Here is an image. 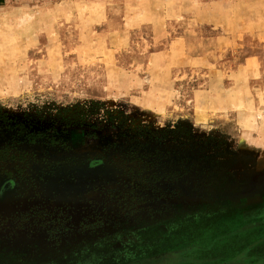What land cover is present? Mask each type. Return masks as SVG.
Masks as SVG:
<instances>
[{
    "label": "rangeland",
    "instance_id": "rangeland-1",
    "mask_svg": "<svg viewBox=\"0 0 264 264\" xmlns=\"http://www.w3.org/2000/svg\"><path fill=\"white\" fill-rule=\"evenodd\" d=\"M0 239L264 264V0H0Z\"/></svg>",
    "mask_w": 264,
    "mask_h": 264
},
{
    "label": "flooded vegetation",
    "instance_id": "flooded-vegetation-1",
    "mask_svg": "<svg viewBox=\"0 0 264 264\" xmlns=\"http://www.w3.org/2000/svg\"><path fill=\"white\" fill-rule=\"evenodd\" d=\"M12 181H13V183H11ZM12 181L5 183V188L3 187V192L5 191L7 193L8 192L11 193L10 190L14 188L12 185L14 183H16L15 180H12ZM1 199H3V198H1ZM247 212H249V211H247ZM247 214H250V213H247ZM245 217H246V214L244 213L242 218L245 219ZM14 242L15 241L12 242V241H9L7 239L6 240H1L0 239V264H21V261L15 260V259L18 256L22 255L21 253L23 251L16 250L13 247V243ZM29 249H31V246L29 247ZM26 253H27V251H26ZM58 254H60V253L58 252ZM165 254L166 253H161L160 255H154V256L149 257V258H151V259L154 258L155 260H158V259L164 258ZM22 256H24V255H22ZM58 256L59 257L57 258V260H58L57 264H59V262H61V261L66 259V257H64V256H61V255H58ZM25 257L26 256H24V258ZM187 257H189V256L187 255ZM151 259H149V260H151ZM23 264H27V261L24 260Z\"/></svg>",
    "mask_w": 264,
    "mask_h": 264
}]
</instances>
